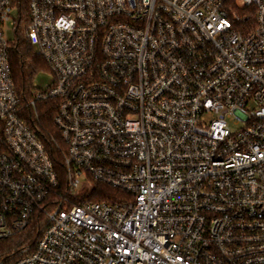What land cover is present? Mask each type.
Masks as SVG:
<instances>
[{"label":"built area","instance_id":"obj_1","mask_svg":"<svg viewBox=\"0 0 264 264\" xmlns=\"http://www.w3.org/2000/svg\"><path fill=\"white\" fill-rule=\"evenodd\" d=\"M27 1L62 165L0 0V243L38 238L10 264H264V0Z\"/></svg>","mask_w":264,"mask_h":264},{"label":"trees","instance_id":"obj_2","mask_svg":"<svg viewBox=\"0 0 264 264\" xmlns=\"http://www.w3.org/2000/svg\"><path fill=\"white\" fill-rule=\"evenodd\" d=\"M17 11L20 16V28L16 33V38L12 42L10 52V63L16 90L22 100V108L29 121L38 128L41 138L51 149L52 153L62 165V155L58 150L60 138L53 123L56 109L53 104H38L36 108L28 106L31 99V91L35 78L41 72H47L48 66L41 56H39L24 36V25L28 22V1L15 0ZM245 16V13H241ZM61 172H63L61 170ZM100 194L92 197L93 201L113 202L119 200L118 190L109 187H98ZM105 192L104 194H101ZM37 236L35 231L23 232L16 237L0 243V264H10L18 251L27 245L34 244ZM33 240V241H32Z\"/></svg>","mask_w":264,"mask_h":264},{"label":"rangeland","instance_id":"obj_3","mask_svg":"<svg viewBox=\"0 0 264 264\" xmlns=\"http://www.w3.org/2000/svg\"><path fill=\"white\" fill-rule=\"evenodd\" d=\"M14 15H15V17H17L18 16V12L15 11ZM4 30H5L6 35H7V37L9 39L15 40L16 35H15V32H14V30H13L12 27H10L9 25H7L4 28ZM51 79H52V76L49 73H47V72H41L35 78L34 83L39 88H45V86L50 83ZM232 129H234V128H232Z\"/></svg>","mask_w":264,"mask_h":264}]
</instances>
